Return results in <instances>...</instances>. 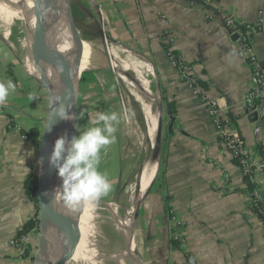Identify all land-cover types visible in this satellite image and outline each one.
<instances>
[{
  "label": "crops",
  "instance_id": "1",
  "mask_svg": "<svg viewBox=\"0 0 264 264\" xmlns=\"http://www.w3.org/2000/svg\"><path fill=\"white\" fill-rule=\"evenodd\" d=\"M205 1L208 4L204 6L192 0H75L73 3L74 26L78 31H85L90 25L94 29L95 23L99 24L109 38L142 54L157 77L161 113L159 167L142 208L144 216L138 223L140 242L133 250L137 249L140 263L131 258L135 264H189V254L195 257V264H264V230L250 206L253 186L226 150L206 103L213 99L223 105L224 112L232 119V126L225 133L233 139L241 137L249 153L255 158L261 156L264 101L259 102L257 115L245 104V96L253 86V75L222 14L257 23L264 18V0ZM52 2L60 13L61 0ZM78 20L84 27L77 24ZM167 32L176 37L173 50L190 65L192 76L198 82H208L207 88L199 84L200 93L182 81L170 63L168 46L162 40ZM16 41L11 32L0 30V83L10 80L16 86L6 102L0 104V264H33L31 254L25 256L24 249L11 241L35 217L36 206L27 197L24 182L29 173L35 172L38 149L34 146V135H39L45 127L49 109L42 86L27 74L39 76L37 61L44 59L43 50L30 49L25 70ZM254 48L264 60V31L255 35ZM83 60L86 58L72 56V92L66 107L72 116L79 76L84 70L75 66V62ZM105 71L89 70L81 81V94L89 106L88 118L96 112L115 111L121 116L115 141L101 150L98 168L109 181L118 182L121 152L125 151L120 139L124 134V99L118 81L108 78ZM163 90L176 102L174 115L165 112ZM71 121L74 123V116ZM39 165L43 229L52 240L63 228L61 220L53 225L52 218L60 202L54 199L55 182L43 163L41 149ZM88 207L83 204L80 208L88 211ZM173 211L185 222L179 241L171 235ZM85 252L78 262L87 257Z\"/></svg>",
  "mask_w": 264,
  "mask_h": 264
},
{
  "label": "rangeland",
  "instance_id": "2",
  "mask_svg": "<svg viewBox=\"0 0 264 264\" xmlns=\"http://www.w3.org/2000/svg\"><path fill=\"white\" fill-rule=\"evenodd\" d=\"M12 1L13 0H0V30L9 33L11 32V36L17 40V43L15 42V44L19 47V56L22 61V65L26 70L25 59L31 55L30 51L32 48L30 50L29 45L31 41L36 38V34L29 30L30 26H28V18L26 15L29 13L27 6L28 3L25 0H14L13 3H11ZM9 12L10 15L7 14ZM77 24L81 26L82 22L78 20ZM82 26L84 27V25ZM90 26L88 29H85V31L79 30L80 36H82L83 39L91 41L92 43L106 49H114L120 55L121 59L126 61L131 62L134 59H144L147 61V59L142 54L134 52L133 50L124 47L121 43L109 38L106 32L101 31V26H99V24L95 23L94 29H92ZM51 28L52 25L50 26L48 33L52 32ZM73 28L74 32H76L77 28ZM47 39L48 37H46L44 40L43 46H45ZM83 61L84 62H75V66L84 68V70L79 76L78 88L76 89V106L74 109V123H72V128L74 127V132L77 129V135H79V131L85 130V128L88 126L89 106L86 101H84L81 94V81L85 74L89 72V70H107L105 73L108 78L113 81H118V87L120 88V92L124 99L125 114L124 120L122 122L124 134L123 136L122 134L120 135V139L125 147V151L121 152L123 158L122 164L118 168V182L110 181L112 185L111 191L106 196L101 197L100 201L102 203L97 204L94 207H88V211L83 208H79L75 211L74 220L66 230L67 236L65 238V242L68 252L63 258L58 260L57 264H135V262H133L129 256L122 254L124 233L121 230H118L113 225V222L108 220L107 217L111 215V208L120 214L128 213L130 207H132L133 204H136L139 200L138 183L142 168L148 158V155L151 153L153 157H156L157 155L159 157L161 134L158 135L155 148L148 149L147 145L151 136V120L145 118L142 103L136 99V96L131 92L129 85L109 66L100 63L98 60L88 58ZM40 62L37 61V63ZM126 73L129 77H132L134 74L131 70L127 71ZM27 74L34 78L28 72ZM146 78L149 80V87L151 91L156 96L154 107L158 108L159 102L157 101L158 94L156 91L157 77L155 74L153 75L148 72L146 73ZM69 121L72 122L71 120ZM47 122L48 120H46V124ZM45 127L38 135L41 140V145ZM39 150L40 148L37 151V157L34 165V171L38 176L40 171ZM161 151L163 153V146L161 147ZM38 198L40 208L38 216L39 226L37 230L32 232L30 241L24 246V251L28 249V246H30L33 264L35 263L41 242L40 221L44 213V201L41 197L40 185L38 190ZM145 199L146 196L139 209L134 212V214L130 213L129 224H131L133 228L135 248L139 247L138 244L140 242V236L138 235V223H140V219H142L144 216L142 213V208L145 203ZM84 252L87 254V257L81 262H78L83 257Z\"/></svg>",
  "mask_w": 264,
  "mask_h": 264
},
{
  "label": "bare ground",
  "instance_id": "3",
  "mask_svg": "<svg viewBox=\"0 0 264 264\" xmlns=\"http://www.w3.org/2000/svg\"><path fill=\"white\" fill-rule=\"evenodd\" d=\"M13 1L11 3H13ZM25 1L28 3L27 6L29 10L28 11L29 13L26 14L28 18V24H29L28 26H30L29 30H31L36 34V38L39 36L37 40L31 41L29 45L30 49L32 48V49L43 50L44 40L46 39V37L50 38L51 36V33H48L50 26L52 25L51 28L52 30L55 31L57 30V25H58L57 16L59 15V13L58 11L55 10L52 0H25ZM7 14L10 15V12ZM6 33L9 34V32ZM55 38L56 36L52 39V41ZM52 41L50 42L52 43ZM106 52L108 56L106 55ZM72 56L80 57V58H91L100 61L101 63L109 66L129 85V87L131 88V92L136 96V99L142 103V107L145 113V118L151 120V136L147 147L148 149L155 148L159 133L161 113H160V108L154 107L156 102V96L151 91L149 87V80L146 78V73L149 72L153 74V72L145 63V61L143 59H134L131 62H129L124 59H121L120 55L114 49H110V48L106 49L92 43L91 41L85 40L82 38V36H80L78 29H76V32H74V28H72V31L69 34L68 39L66 41V44L63 50L61 51V53L59 54V56L57 57V59L55 60L53 67V82L56 88V92L58 94V104L60 110L61 109L66 110L67 98L72 92L71 79H70ZM130 70L133 71L134 73L132 77H129L126 73L127 71ZM60 136L62 135L56 130L53 122L49 121L45 127V131L42 139V145L40 147L42 152L43 163L47 164V168H46L47 172L55 182L56 188L61 185L62 181L61 178L58 176L56 169L49 163V160L54 148V143L56 139H58ZM158 167H159V157L158 155L156 157H153L151 153L150 155H148V158L143 165L142 172L139 178V183H138L139 200L137 201V203L133 204L132 207H130V210H128V213L126 214L124 213L123 215L111 208V215L107 217L108 220L113 222V225L118 230H121L124 233L122 254L125 256H129L130 259L132 258L139 263L140 260L137 251L135 249L133 250L134 237H133L132 225L129 224L130 213L134 214V212H136L139 209L142 201L145 198L146 193L151 187L152 181L157 175ZM101 203L102 202L99 200V202L96 203L95 205ZM88 206L94 207L93 205H89V204ZM74 215H75V211H70L61 219L63 228L59 232H57V234H55V237L52 240H49L45 236L43 229V234H42L43 240L45 241L46 244H50V243L53 244L50 264H57L59 260L58 257L61 251H63L66 248V242H65L66 240L65 238L67 236L66 230L74 220Z\"/></svg>",
  "mask_w": 264,
  "mask_h": 264
},
{
  "label": "built area",
  "instance_id": "4",
  "mask_svg": "<svg viewBox=\"0 0 264 264\" xmlns=\"http://www.w3.org/2000/svg\"><path fill=\"white\" fill-rule=\"evenodd\" d=\"M192 1L194 3L200 2L203 6L208 4V1L205 0ZM159 15L165 19L164 15H161V13ZM222 15L225 25L231 30L233 35H236L240 53L253 75V86L246 94L244 101L248 110L254 112L257 110L259 102L264 101V60L258 57L254 48L255 35L260 31H264V18L257 23H251L229 13H223ZM162 40L168 46L167 55L169 61L176 67L180 79L188 83L196 93H200V85L198 80L192 76L190 65L178 53H174L173 44L176 41V37L167 32L163 34ZM206 103L210 118L221 133V140L226 150L237 161L245 179L253 185L250 206L259 216L264 230V141L259 143L261 156L255 158L253 154L245 149L244 141L241 137L233 139L225 133L226 129L232 126V119L224 112L223 105L213 99L206 100ZM170 226L172 238L179 241L185 231V222L175 211L170 215ZM31 235L32 233L26 234L21 230L20 234L11 243L20 249H24L26 243L30 241ZM195 261L194 256L190 254L187 256L189 264H195Z\"/></svg>",
  "mask_w": 264,
  "mask_h": 264
},
{
  "label": "clouds",
  "instance_id": "5",
  "mask_svg": "<svg viewBox=\"0 0 264 264\" xmlns=\"http://www.w3.org/2000/svg\"><path fill=\"white\" fill-rule=\"evenodd\" d=\"M15 87L10 80L0 83V104L6 102ZM58 115L73 119L65 109H61ZM120 122L121 116L115 111L96 112L89 117L85 130L79 131L78 128V136L69 139L65 134L56 139L49 163L57 169L62 183L54 189V199L63 202L70 211L78 210L83 204L95 206L111 191L110 181L98 168L101 150L114 143Z\"/></svg>",
  "mask_w": 264,
  "mask_h": 264
},
{
  "label": "water",
  "instance_id": "6",
  "mask_svg": "<svg viewBox=\"0 0 264 264\" xmlns=\"http://www.w3.org/2000/svg\"><path fill=\"white\" fill-rule=\"evenodd\" d=\"M75 0H61V11L59 15L57 16V30H52L50 38L47 39L44 51H43V57L42 61L38 63L39 68V76H35L31 73L34 79L42 86L45 97L48 102V122L52 121L56 130L61 135H67L69 139H71L73 136L77 135V129L76 133L74 132V127L72 128V122H70L68 119L60 118L58 115L59 104H58V94L56 92V88L54 86L53 82V67L54 62L63 50L66 41L68 39L69 34L72 31V28L74 26V20H73V3ZM56 36V38L52 41V39ZM236 38V35H234ZM52 41V43L50 42ZM50 42V44H49ZM107 55V52H106ZM108 56V55H107ZM25 62V66H26ZM45 69V72L44 70ZM255 115H257V112L255 111ZM47 122V123H48ZM47 125V124H46ZM39 178V176H38ZM154 181H152L153 184ZM151 184V185H152ZM39 185H40V178H39ZM149 191V190H148ZM148 192L145 196H147ZM70 210L66 208L63 205V202H60L58 207L53 211L52 218H53V225H55L58 220H61ZM44 214V213H43ZM123 215V214H122ZM131 225V224H130ZM133 229V228H132ZM40 232H41V242L39 245V250L35 259L34 264H50L51 261V251H52V243L46 244L43 240L42 234H43V217L40 221ZM74 232V231H73ZM134 237V233H133ZM135 241V239H134ZM135 246V242H134ZM137 250V249H136ZM68 252V248L61 251L59 255V259L63 258L66 253Z\"/></svg>",
  "mask_w": 264,
  "mask_h": 264
},
{
  "label": "trees",
  "instance_id": "7",
  "mask_svg": "<svg viewBox=\"0 0 264 264\" xmlns=\"http://www.w3.org/2000/svg\"><path fill=\"white\" fill-rule=\"evenodd\" d=\"M174 53H176V52L174 51ZM86 59H88V58H86ZM198 83L203 85L206 88L208 87V82H206V81H201V82L199 81ZM162 94H163V103H164V107H165V112L169 113L171 115H174L177 111L175 100L169 99L165 90L162 91ZM164 118H165V116H164ZM34 146L36 147V149H39L41 146V140L38 137V134H36V133L34 135ZM159 171L161 172V169ZM153 184L151 186H153ZM24 188H25V193H26L27 197L32 202H34V204L36 206L35 217L30 219L29 221H27L22 228L23 233L31 234L34 230L38 229V226H39L38 216H39V211H40L39 198H38L39 178L35 172H31L26 176V179L24 182ZM167 209H170L169 204L167 205ZM30 252H31L30 246H28V249L24 251L25 256H30V254H31Z\"/></svg>",
  "mask_w": 264,
  "mask_h": 264
}]
</instances>
